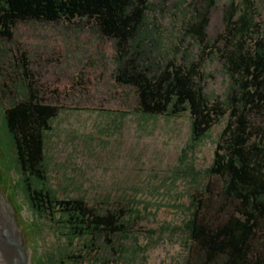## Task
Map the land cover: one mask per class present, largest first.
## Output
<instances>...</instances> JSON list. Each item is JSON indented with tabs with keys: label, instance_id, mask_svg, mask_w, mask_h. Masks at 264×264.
Masks as SVG:
<instances>
[{
	"label": "rangeland",
	"instance_id": "obj_1",
	"mask_svg": "<svg viewBox=\"0 0 264 264\" xmlns=\"http://www.w3.org/2000/svg\"><path fill=\"white\" fill-rule=\"evenodd\" d=\"M200 1L149 0L138 51L149 64L201 60L206 93L224 101L231 83L216 49L222 47L232 0H204L216 3L207 31L209 49L201 48L188 28L192 5ZM126 40L124 32L87 24L19 23L12 39H0L9 71L0 73L5 81L34 82L44 101L59 108L47 138L50 185L59 197L131 201L142 215L121 255L103 258L94 251L82 264H187L184 227L193 200L205 191L224 125H217L200 146L191 142L187 117L171 120L135 112L115 79L116 43L126 45ZM8 108L0 104V192L14 209L30 264H48L63 251L79 255L80 242L72 245L63 229L36 218L30 207L5 126Z\"/></svg>",
	"mask_w": 264,
	"mask_h": 264
},
{
	"label": "trees",
	"instance_id": "obj_2",
	"mask_svg": "<svg viewBox=\"0 0 264 264\" xmlns=\"http://www.w3.org/2000/svg\"><path fill=\"white\" fill-rule=\"evenodd\" d=\"M205 2L192 5L188 28L199 46L209 49L207 31L216 3ZM150 8L149 0H0V39H12L16 26L28 22L62 21L124 32L128 44L116 43L115 79L135 112L171 120L187 117L191 142L200 146L217 125H224L205 191L193 200L184 227L187 264H264V0H232L226 11L222 47L216 49L231 83L224 101L206 93L201 60L149 64L138 51ZM6 64L0 53V71L9 72ZM6 78L0 73V104L9 106L5 126L19 184L36 218L49 219L72 245L78 241L83 246L81 254L59 252L48 264H82L94 251L103 258L121 255L125 240L143 221L134 202L61 199L50 185L47 165V138L59 108L46 103L27 78Z\"/></svg>",
	"mask_w": 264,
	"mask_h": 264
},
{
	"label": "water",
	"instance_id": "obj_3",
	"mask_svg": "<svg viewBox=\"0 0 264 264\" xmlns=\"http://www.w3.org/2000/svg\"><path fill=\"white\" fill-rule=\"evenodd\" d=\"M0 241L15 254L13 264H30V255L19 230L14 209L2 192H0Z\"/></svg>",
	"mask_w": 264,
	"mask_h": 264
},
{
	"label": "bare ground",
	"instance_id": "obj_4",
	"mask_svg": "<svg viewBox=\"0 0 264 264\" xmlns=\"http://www.w3.org/2000/svg\"><path fill=\"white\" fill-rule=\"evenodd\" d=\"M14 260L15 254L0 241V264H13Z\"/></svg>",
	"mask_w": 264,
	"mask_h": 264
}]
</instances>
